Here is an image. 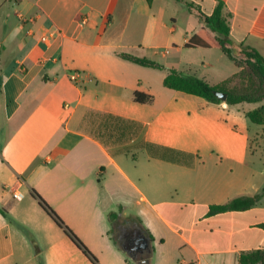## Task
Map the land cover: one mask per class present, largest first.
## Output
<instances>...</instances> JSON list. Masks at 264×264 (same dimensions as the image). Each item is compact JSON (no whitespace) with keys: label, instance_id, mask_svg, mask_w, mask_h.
Returning a JSON list of instances; mask_svg holds the SVG:
<instances>
[{"label":"crops","instance_id":"0c3cea01","mask_svg":"<svg viewBox=\"0 0 264 264\" xmlns=\"http://www.w3.org/2000/svg\"><path fill=\"white\" fill-rule=\"evenodd\" d=\"M184 1L194 7L175 1L187 13L180 30L171 0H0V264H92L32 190L99 264H139L149 248L150 264H239L264 249V197L209 215L264 189V147L251 145L264 125L251 134L243 120L264 102L212 103L118 56L222 84L239 71L233 60L185 48L205 27L197 8L211 15L222 2L234 56L244 45L264 57V0ZM135 92L153 101L137 103ZM116 222L138 228L149 247L131 255Z\"/></svg>","mask_w":264,"mask_h":264},{"label":"trees","instance_id":"16d2710c","mask_svg":"<svg viewBox=\"0 0 264 264\" xmlns=\"http://www.w3.org/2000/svg\"><path fill=\"white\" fill-rule=\"evenodd\" d=\"M152 4L153 0H146ZM184 3L188 9L194 6L184 0H175ZM197 15L204 22L205 27L200 29L186 43L185 48H205L220 50L225 53L239 68L238 73L218 85H210L206 81L190 75L181 74L174 67H166L154 60L146 57L136 56L127 52H120L118 56L126 61L132 62L142 67L152 68L160 71H167L163 80V85L171 90L180 91L189 95L201 97L212 103H221L222 100L216 96V92L228 94L225 101L228 105H238L241 103H260L264 102V57L261 53L251 46H241L240 57L245 61L247 69L241 63H238L232 42L230 40V26L227 15L224 12V4L220 2L211 15L204 14L197 8ZM133 100L137 103H151L152 95H146L142 92H135ZM247 117L257 125H264V104L249 111ZM41 208L49 215L55 224L61 228L70 240L79 250L91 261L92 264H99L98 258L87 248L80 238L65 224L63 219L56 211L35 191L31 192ZM264 197V189L253 196H239L222 205H213L209 209V215H217L231 211H245L251 209ZM0 213L8 217L7 213L0 209ZM110 221L116 218L114 213L109 214ZM35 254L40 253V247L36 240L28 234ZM152 238V236H151ZM153 239V238H152ZM153 254V248H149L146 253L141 254L137 259L139 264H150ZM40 264H44L40 261ZM239 264H264V249H258L243 253Z\"/></svg>","mask_w":264,"mask_h":264},{"label":"rangeland","instance_id":"374dc122","mask_svg":"<svg viewBox=\"0 0 264 264\" xmlns=\"http://www.w3.org/2000/svg\"><path fill=\"white\" fill-rule=\"evenodd\" d=\"M172 2H174V4H176V5H174V6H176V7H174L173 9H171V11H169L170 12V14H172V13H174L173 15H175V17L178 19V21H179V23H178V28L181 30L182 29V26H184L185 25V21H186V18H187V13H186V11H185V9H184V7H183V5H180V4H177V3H175V1H173V0H171ZM171 22V21H170ZM173 23L171 22V25H172ZM216 52H219V51H216ZM241 56V55H240ZM240 56H236V58H237V61H238V63H241L243 66H244V68H246L247 69V65L245 64V61L243 60V59H241V57ZM226 58V57H225ZM177 59L178 58H172V59H170V60H167V61H170V62H173V61H177ZM191 59H195L193 56L191 57ZM226 60V62H228V64H229V66H231V67H233V68H235V65H233V63L230 61V60H228L227 58L225 59ZM217 65V64H216ZM167 68L169 67V66H166ZM171 67V66H170ZM237 68H235V70H236ZM166 73H167V71H165ZM160 84H159V82H158V80L157 79H155L154 80V89H156L158 86H159ZM163 86V85H162ZM247 104H243V105H240V106H246ZM234 108H236V107H234ZM240 108H242V107H240ZM243 120H246V122L248 123V125L251 127L250 128V133L252 134L259 126H257V125H255V124H253L247 117H244L243 116ZM251 145H252V147L253 148H255V147H264V129H262V130H260L259 132H258V136L257 137H255L253 140H252V143H251ZM264 157V156H263ZM263 166H264V163H263ZM121 224H120V222H116L115 224H114V230H113V232H114V237L116 238V239H119V230H118V227L120 226Z\"/></svg>","mask_w":264,"mask_h":264},{"label":"flooded vegetation","instance_id":"af4514ba","mask_svg":"<svg viewBox=\"0 0 264 264\" xmlns=\"http://www.w3.org/2000/svg\"><path fill=\"white\" fill-rule=\"evenodd\" d=\"M140 236L143 237L140 230L135 226H123L119 229V240L121 244L133 256L141 254L138 249L142 244V241H140L139 243L137 242Z\"/></svg>","mask_w":264,"mask_h":264},{"label":"water","instance_id":"95a60500","mask_svg":"<svg viewBox=\"0 0 264 264\" xmlns=\"http://www.w3.org/2000/svg\"><path fill=\"white\" fill-rule=\"evenodd\" d=\"M218 98H220L222 101H226L228 94L224 92H216L215 93ZM142 241V244L139 246L138 251L142 252L143 250L147 249L149 247V242L142 236L138 238V243Z\"/></svg>","mask_w":264,"mask_h":264},{"label":"built area","instance_id":"2783aa9c","mask_svg":"<svg viewBox=\"0 0 264 264\" xmlns=\"http://www.w3.org/2000/svg\"><path fill=\"white\" fill-rule=\"evenodd\" d=\"M52 37H54V36H52ZM52 37H46V36H45V37H43L42 40H43L44 42H48ZM78 77H79V74H78V73L73 74V79H74V80L77 79ZM14 197H15V198H22V195H21V194H20V195H19V194H15Z\"/></svg>","mask_w":264,"mask_h":264}]
</instances>
